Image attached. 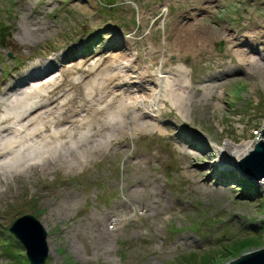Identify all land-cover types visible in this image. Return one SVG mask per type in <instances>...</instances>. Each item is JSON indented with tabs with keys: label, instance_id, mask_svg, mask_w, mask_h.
Instances as JSON below:
<instances>
[{
	"label": "rangeland",
	"instance_id": "1",
	"mask_svg": "<svg viewBox=\"0 0 264 264\" xmlns=\"http://www.w3.org/2000/svg\"><path fill=\"white\" fill-rule=\"evenodd\" d=\"M208 1L0 0V81L35 64L52 63L55 68L19 93L53 80L62 86L50 99L46 90L28 98L22 119L41 130L35 122L44 110L52 109L53 115L42 123L55 118L54 109H66L63 124L77 143L64 139L66 148L45 166L20 167L17 174L0 170V264H28L23 248L4 230L25 215L39 221L48 234L44 264H226L264 248V187L238 174L229 159L215 165L229 145H254L261 139L264 61H239L230 37L243 38L247 30L264 24V0ZM26 17L31 25L41 23L43 32L17 53L11 30L14 24L25 25ZM194 19L207 29V45L198 55L180 60L166 45L179 23ZM224 27L230 33L221 31ZM251 37L252 48L264 59V31ZM71 49L79 53L62 62ZM125 59L132 61L128 71L116 73L120 87L99 88L102 93L94 94L89 86L85 96L88 81L102 82L94 67L110 65L115 72L123 69ZM176 66L184 68L188 79L184 107L177 110L161 96L154 103L145 101L161 90L159 70L175 78ZM137 78L142 81L127 93L138 98L141 118L133 129L127 127L120 145L111 143L107 139L119 134L106 126L108 118L101 112L114 106L112 99L130 90ZM99 95L105 104L98 102ZM0 103L1 118L14 98H0ZM129 107L130 117L136 110ZM150 119L163 120L164 126ZM90 122H96L95 138V131H86ZM96 145V154L82 156ZM200 149L207 151L204 157ZM114 216L121 224L111 223ZM103 230L109 234L101 239ZM233 246L239 252L231 254Z\"/></svg>",
	"mask_w": 264,
	"mask_h": 264
},
{
	"label": "bare ground",
	"instance_id": "2",
	"mask_svg": "<svg viewBox=\"0 0 264 264\" xmlns=\"http://www.w3.org/2000/svg\"><path fill=\"white\" fill-rule=\"evenodd\" d=\"M204 2L210 3L208 0H204ZM209 5V4H208ZM26 12V9H25ZM29 17L25 18V25H17L14 24L12 26L11 33L15 37V41L13 42L16 47L17 53H22L23 50H27L30 46L34 44V42H37V38L39 34H41L42 31V24L41 23H35L31 25V23L28 21ZM35 27L34 29H31V27ZM228 28V27H227ZM226 27L224 29H221V31H224L226 33L229 32L231 29L227 30ZM207 29H203L200 27V22L198 20H193L191 23L182 22L179 23V26L175 29V32L169 41V43L166 45V51L168 53L175 54L180 60L185 58L187 55H198L200 51L204 49V47L207 45L208 40V33L206 31ZM245 36L243 38H236L230 37V43H232L233 47L235 48L233 51V55L237 56L239 58V61H242L246 57V62L248 64H258L259 61L263 60L261 58L262 54L259 53V49L255 50L252 48L251 44V36L257 35V33L264 31V24L259 22V26L255 27L253 29L247 30ZM243 39H245L244 42ZM120 44V49H123V46L120 42V39H117ZM114 42V40H113ZM229 43V44H230ZM78 45V44H77ZM236 48H238L236 50ZM114 50L121 51L119 48H115ZM71 51V52H70ZM66 54L62 56V62L66 61L68 59V56L70 55H76L78 52V49H71ZM125 57V55H124ZM57 62H60L58 58H56ZM113 60V59H111ZM137 60V59H136ZM116 61V60H115ZM130 60H124L122 63V67L115 68V72H112V66L108 65H101L100 67H94V73L96 76H98L102 82L97 83L96 85H93L94 80L88 81L85 85L86 87V97L89 93V86L91 87V91L94 94H100L102 93L100 89H103L104 91H107L109 87L117 88L120 87L118 85V81L120 79V75L130 68ZM113 61H110L109 63H112ZM47 63L43 65H37L35 64L33 68L26 70V71H20L19 73H12L14 76H11L10 78L6 80L0 81V98L5 99V101H10L14 98V103L12 104L13 107L10 109H6L5 116L3 115L0 118V133L4 134V136L0 135V170L6 169L5 172L13 171L16 174L18 173V169L21 167H29V170H32L33 167L36 166H45V163L50 162L58 157L60 154V148L62 149L66 148V144L63 143L64 139H68L70 144L76 145L77 143L75 139L71 136L70 133H68V128L64 127L63 123L66 122L67 115H66V109L62 110L54 109L58 111V114L55 116V118H51L52 120L47 121L45 123H42L44 118L49 119L52 117L53 112L52 109H46L44 112H42V116H39L36 118L35 126L37 122H39V126L41 127V130L38 128H32L29 127L28 123H25V120L22 119V112H25L26 108L28 107V98H32L33 96H41L40 94L47 91L46 98H52L56 95V91L62 86L63 82L57 83L54 82L50 85H47L46 87L40 86L38 88H32L29 92L19 93V90H21L23 87H25L29 82H37L41 76L46 74L47 72H50L51 69L55 68V66L52 63H49L47 66ZM42 68V69H41ZM35 69L37 71L35 72ZM184 68L181 66H176L173 68V72L176 73L175 78H171L170 74L166 72H162L159 70L158 75H154V78L156 77V81H161L162 85L161 90H155L154 93L149 94L145 98V101H149L150 103H154L158 100V98L161 96L163 97L172 107L176 108L177 110H181L182 107H184V103L186 100V93L184 90L188 89V79L187 74ZM67 72V71H66ZM64 72L63 74H65ZM119 73V74H116ZM165 73V74H162ZM62 75V73H61ZM144 75H142L143 79ZM136 79V78H135ZM142 79H138V83L136 81H131V84H124L122 86H128L130 90H127L126 92H122L120 96L115 97V99H112L114 102V106H105L104 110H102L101 114H105V116L108 118V124L106 123V126H110L112 131L117 132L119 136H116L113 134L111 137H109L107 140L111 143L115 142L117 145H120L122 143V139H124L125 135L128 133V126H131L132 128L133 122H137L141 117L139 116L138 112V106L137 101L138 98L136 96H130L127 92L129 91H135L136 86L139 85L140 81ZM140 80V81H139ZM145 80V79H143ZM105 83H107V86H105ZM50 86V87H48ZM76 92L79 90V86H75ZM100 91V92H98ZM79 93V92H78ZM92 93V94H93ZM17 94V95H16ZM20 94V95H19ZM14 95L16 97H14ZM19 95V97H18ZM98 102H107L105 99H103L102 96H97ZM95 97V98H97ZM136 98V99H135ZM64 98L61 99V103H63ZM73 101V100H72ZM71 101V102H72ZM75 101V100H74ZM73 101V103H74ZM130 101V102H129ZM12 102V101H11ZM70 102V103H71ZM81 102V101H80ZM86 102L85 100L82 102ZM144 102V101H143ZM71 103V105L73 104ZM4 104V103H3ZM1 105V103H0ZM84 105V104H83ZM131 105H134L136 110V113L132 116H128L129 110ZM37 106V105H36ZM73 107V106H71ZM150 108V107H149ZM151 109V108H150ZM144 110L150 111L147 107L144 108ZM60 111V112H59ZM65 111V112H63ZM70 113L74 112L72 109L67 110ZM63 112V113H62ZM73 114V113H72ZM71 114V115H72ZM26 115V114H24ZM40 115V114H39ZM55 115V113H54ZM25 117V116H24ZM27 117V116H26ZM70 118V117H69ZM28 119V118H27ZM55 119V124H54ZM157 123L156 119H150ZM8 121V125L6 127H1ZM177 121V119H176ZM53 122V123H52ZM96 122H90L89 124H86V129L88 128L89 132L95 131V133L91 136V138H95L98 136V129L95 126ZM54 124V125H53ZM73 123H71L72 125ZM159 126H164L163 120H161ZM98 125L102 126L100 121H98ZM127 125V126H126ZM50 127V132L48 131V127ZM61 126V127H60ZM79 128V126H75V130ZM168 128V127H167ZM23 131L24 136H20V131ZM105 130V129H104ZM103 130V131H104ZM42 131V132H40ZM39 133V134H38ZM48 133V134H46ZM12 134V135H11ZM63 144V145H62ZM88 144V142H85V144L81 146H85ZM253 148V143H243L238 146H232L229 145L226 147L223 151V155L221 158L218 159V163L215 165L219 166L222 165L224 161L229 159L233 164L237 163L243 156H245L251 149ZM61 149V150H62ZM82 151V150H81ZM98 152V145L95 147L91 146L84 152H81L83 155H93ZM201 155L204 157L207 153L206 150L200 149L199 151ZM77 157L75 156L74 159ZM70 161L72 159L70 158ZM57 162V160H56ZM59 163V162H58ZM64 163L60 162L59 165L63 166ZM19 165V166H18ZM22 165V166H21ZM44 168V167H42ZM17 169V171H16ZM45 172V170H43ZM191 172V169H189V173ZM31 174H34V172H31ZM239 174V173H238ZM250 183V182H247ZM258 186L264 187V179L257 182ZM111 223H114V225L121 224V221L114 216V218L110 219ZM105 234L108 235L109 232L107 230H103L100 233V238L104 239Z\"/></svg>",
	"mask_w": 264,
	"mask_h": 264
},
{
	"label": "water",
	"instance_id": "3",
	"mask_svg": "<svg viewBox=\"0 0 264 264\" xmlns=\"http://www.w3.org/2000/svg\"><path fill=\"white\" fill-rule=\"evenodd\" d=\"M222 49L223 43H220L217 51ZM260 137L253 148L233 165V170L255 185L264 179V126L261 128ZM4 230L23 248L28 264L45 263L49 255L48 234L39 221L25 215L11 221ZM226 264H264V248L244 253Z\"/></svg>",
	"mask_w": 264,
	"mask_h": 264
},
{
	"label": "trees",
	"instance_id": "4",
	"mask_svg": "<svg viewBox=\"0 0 264 264\" xmlns=\"http://www.w3.org/2000/svg\"><path fill=\"white\" fill-rule=\"evenodd\" d=\"M252 241L256 242L255 239H252ZM244 245L245 244H243V245L240 244V246H244ZM237 249H239V246H233V250L232 251L229 250V251L231 254H233L234 252H239Z\"/></svg>",
	"mask_w": 264,
	"mask_h": 264
}]
</instances>
